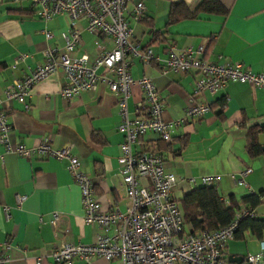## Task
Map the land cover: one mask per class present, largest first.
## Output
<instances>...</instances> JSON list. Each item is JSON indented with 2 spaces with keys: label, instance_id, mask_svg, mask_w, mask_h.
I'll return each mask as SVG.
<instances>
[{
  "label": "crops",
  "instance_id": "obj_1",
  "mask_svg": "<svg viewBox=\"0 0 264 264\" xmlns=\"http://www.w3.org/2000/svg\"><path fill=\"white\" fill-rule=\"evenodd\" d=\"M200 1L143 0L146 12L141 20L127 15L133 30L130 40L139 45L142 53L151 49L154 57L149 65H145L142 58L132 59V77L138 79L145 74L152 78L164 102L162 117L165 121L182 119L172 132V142H166L167 149L158 143L157 135L146 133L133 150L159 149L165 170L178 178L173 189V197L178 202L191 189L204 185L205 176L217 177L216 182L209 185L217 186L225 200L232 196L240 199L264 194V89L229 82L213 96L198 98L210 103L208 114L187 119V100L199 76L196 71L178 73L165 66L168 45H174L178 51L203 45L206 48L204 59L208 62H240L247 69L264 74V0H219L229 10L226 17L202 14L197 19L166 26L172 3H185L193 9ZM130 9L131 4H128ZM73 24L82 36L70 52L71 57L86 55L93 64L98 52L97 40L105 48H111L108 38L85 30V18ZM70 27L66 14L44 21L29 0H0V105L8 113L12 124L10 137L15 143L32 148L50 137L54 147L70 145L72 154L81 161L82 171L93 179L103 209L115 205L124 209L129 202L118 173L120 145L124 140L118 130V95L110 91L104 80H113L112 73L99 69L102 79L95 89L67 99L60 94L65 74L58 69L33 86L27 100L29 109L19 102L4 101L5 87L41 65L47 46L63 47L62 34ZM156 30L165 31L160 41L152 39ZM45 32L53 37L46 39ZM21 55L27 58L14 66V60ZM140 99L143 92L135 89L127 101L130 117H134ZM252 130H258L257 141L263 152L253 157L246 149L247 135ZM184 139H188V144L181 150ZM67 166L66 160L42 155L27 159L5 153L0 145V249L6 240L14 243L10 264H35L34 257L40 255L45 256L41 264H53L50 251L54 247L95 241L99 228L84 221L80 189ZM247 167L251 169L245 177L247 186L237 185L235 180ZM261 200L263 202L252 210L255 216L264 219V200ZM55 212L61 215L57 231L52 224ZM233 240L237 239L227 242L224 253L227 257L242 256L243 248L232 243ZM256 240L260 252L264 248V233L261 240ZM72 264L87 263L75 260ZM91 264L122 263L94 257Z\"/></svg>",
  "mask_w": 264,
  "mask_h": 264
},
{
  "label": "built area",
  "instance_id": "obj_2",
  "mask_svg": "<svg viewBox=\"0 0 264 264\" xmlns=\"http://www.w3.org/2000/svg\"><path fill=\"white\" fill-rule=\"evenodd\" d=\"M29 1L37 7V14L42 20L66 14L70 18L71 27L62 34L63 47L47 46L42 53L44 60L41 65L29 75L5 87L4 101L19 102L29 109L27 100L33 86L58 69H62L65 74L61 96L67 99L78 97L82 92L96 88L102 79L98 70L103 68L115 77L113 80H104L110 91L118 95V130L124 136L120 145L118 173L129 203L124 209L116 205L103 209L95 193L93 179L82 171L81 161L72 154L71 146L54 147L50 137L32 148L15 143L10 137L12 124L8 113L0 105V145L3 152L27 159L42 155L66 160L68 172L80 189L84 221L96 224L99 228L92 243H64L54 247L50 251L52 263L72 264L75 260H82L91 264L94 257H102L107 261L118 260L122 264H264V248L257 254L244 256L239 263L229 262L224 253L225 245L234 239L240 221L246 216L253 217V210L241 205L227 225L188 233L184 229L180 204L173 197L177 176L165 170L161 155L133 150L139 138L146 133H153L167 143L172 142V132L182 122V119H163L164 102L151 77L144 74L135 79L131 74L132 59L142 58L143 63L149 65L154 58L151 49L147 48L142 53L139 45L130 40L133 30L127 15L136 21L141 20L146 12L143 0ZM128 4H131L130 10ZM80 18L86 19L87 32L97 37H106L112 43L111 48H105L100 41L95 42L98 52L93 64H90L86 55L70 56L82 36V32L73 27V23ZM45 37L51 39L53 35L45 32ZM205 51L203 45L181 51L174 45H168L165 49L167 68L178 73L196 71L199 76L187 100V119L202 118L208 114L211 111L210 103L198 98L200 95L213 96L229 82L247 83L264 89V74L253 72L240 62H208L204 59ZM26 58V55L17 57L13 65ZM135 89L143 92V99L136 103L134 117H130L127 101ZM250 173L251 169L245 168L235 183L247 186L245 177ZM216 180L215 176H205L202 183L208 185ZM261 199L264 200V195ZM60 221L61 215L55 212L52 220L55 231ZM13 248L14 243L6 240L0 249V264L11 263ZM44 257L35 256V264H41Z\"/></svg>",
  "mask_w": 264,
  "mask_h": 264
},
{
  "label": "trees",
  "instance_id": "obj_3",
  "mask_svg": "<svg viewBox=\"0 0 264 264\" xmlns=\"http://www.w3.org/2000/svg\"><path fill=\"white\" fill-rule=\"evenodd\" d=\"M218 15L226 17L229 10L222 5L219 0H201L197 6L191 9L185 3H172L168 15L166 26L178 23L183 20L197 19L200 15ZM165 35V31L156 30L152 33V39L159 40ZM224 103L221 104V110ZM221 114V113H220ZM258 130H252L247 135V152L250 156L260 155L262 152L261 145L257 141ZM158 143L164 145L165 149L168 144L158 138ZM188 144V139L182 141L181 150ZM180 150V149H179ZM150 152L159 154V149L150 148ZM260 195H248L240 199L229 197L223 199L215 185H202L195 187L186 193L180 199V205L184 216V229L186 232H197L204 229H217L227 225L232 221L241 205L247 209H254L263 201ZM188 228V229H187ZM264 233V219L257 216L244 217L236 230L235 239L244 240L245 234H251L256 239L261 240Z\"/></svg>",
  "mask_w": 264,
  "mask_h": 264
},
{
  "label": "rangeland",
  "instance_id": "obj_4",
  "mask_svg": "<svg viewBox=\"0 0 264 264\" xmlns=\"http://www.w3.org/2000/svg\"><path fill=\"white\" fill-rule=\"evenodd\" d=\"M232 243H235L237 246L243 248L242 256H245L250 252L253 254L255 252H259L260 247L258 241L251 234H245L244 240H233Z\"/></svg>",
  "mask_w": 264,
  "mask_h": 264
},
{
  "label": "water",
  "instance_id": "obj_5",
  "mask_svg": "<svg viewBox=\"0 0 264 264\" xmlns=\"http://www.w3.org/2000/svg\"><path fill=\"white\" fill-rule=\"evenodd\" d=\"M242 256H233V255H228V261L232 263H239L242 261Z\"/></svg>",
  "mask_w": 264,
  "mask_h": 264
}]
</instances>
